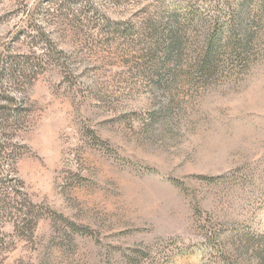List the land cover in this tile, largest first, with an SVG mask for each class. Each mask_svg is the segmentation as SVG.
I'll list each match as a JSON object with an SVG mask.
<instances>
[{
	"label": "rangeland",
	"instance_id": "obj_1",
	"mask_svg": "<svg viewBox=\"0 0 264 264\" xmlns=\"http://www.w3.org/2000/svg\"><path fill=\"white\" fill-rule=\"evenodd\" d=\"M2 51L41 218L0 264H264V0H0Z\"/></svg>",
	"mask_w": 264,
	"mask_h": 264
},
{
	"label": "trees",
	"instance_id": "obj_2",
	"mask_svg": "<svg viewBox=\"0 0 264 264\" xmlns=\"http://www.w3.org/2000/svg\"><path fill=\"white\" fill-rule=\"evenodd\" d=\"M215 48L216 45L207 46L202 56L203 63H208V60L212 59ZM239 48H241L240 44ZM231 49L236 52L238 47L235 45ZM51 51L45 55V62L55 60L52 53L54 51ZM39 59H36L39 62L33 58L18 60L7 53L4 54L3 51L0 52V236H2L3 225L11 222L14 234L21 236L26 234L32 237L41 218V213L36 211V207L22 193V184L8 177L14 172L18 153L16 147L4 137L6 132L20 121L25 108L20 98L13 92L17 91L22 82L20 80L25 78L27 73H33V75L36 73L39 64L42 63V58ZM206 67L204 68L202 64L200 70L209 72ZM170 182L176 187L180 186L177 180H170Z\"/></svg>",
	"mask_w": 264,
	"mask_h": 264
}]
</instances>
